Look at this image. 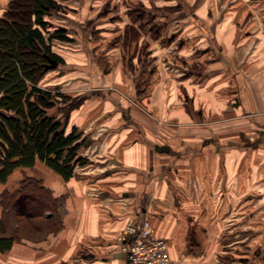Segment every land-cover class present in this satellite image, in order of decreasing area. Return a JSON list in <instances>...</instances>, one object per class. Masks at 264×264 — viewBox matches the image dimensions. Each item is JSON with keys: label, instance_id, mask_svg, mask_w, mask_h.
<instances>
[{"label": "crops", "instance_id": "obj_1", "mask_svg": "<svg viewBox=\"0 0 264 264\" xmlns=\"http://www.w3.org/2000/svg\"><path fill=\"white\" fill-rule=\"evenodd\" d=\"M251 1L261 4L264 0ZM189 3L190 13L175 12L185 19L182 30L170 32L167 40L137 29L144 38L138 34L133 39L137 48L132 47L128 59L121 54L114 60L94 54L92 31L82 26L78 34L69 29L72 41L57 42L61 49L51 47L61 62L42 78H53L47 86L59 85L67 96L78 97L68 109L62 104L58 117L65 131L76 127L81 133L84 142L79 154L86 160L74 167L67 180L40 162L13 171H25L18 183L32 178L57 199L56 208L45 219L46 225L53 222L56 229L46 233V246L42 240L36 242V253H32L36 264H52L38 261L43 252L55 259L62 256L68 264H126L118 236L128 220L139 223L144 218L149 219L153 234L166 240L176 264H215L211 260L230 257L231 244H245L244 212L256 199L259 185L252 180L261 177L256 170H248V163L264 159L259 154L264 149V134H260L264 130L263 52L259 58V51L236 46L238 33L233 34L231 25L214 32L215 13L197 10L199 0ZM248 12L251 15L245 12L244 23L240 22L244 30L252 24L248 21L252 10ZM117 20L111 18L110 23ZM114 31L110 44L119 49L125 33L122 26ZM217 35L224 42L215 49ZM197 38L206 43L202 53L216 50L217 62L222 63L215 66L217 62L209 59L207 78H196L198 69L194 78L154 76L156 69L148 71L149 58L143 63L147 66L143 78H136L135 68L128 69L129 64L142 63L133 54L141 43L149 55L154 52L155 63L161 50L174 44L182 50ZM198 45L193 48L196 53ZM70 50L79 51L78 61L71 60ZM74 70L78 74L72 76ZM9 235L0 233V237ZM220 243L224 250H218Z\"/></svg>", "mask_w": 264, "mask_h": 264}, {"label": "rangeland", "instance_id": "obj_2", "mask_svg": "<svg viewBox=\"0 0 264 264\" xmlns=\"http://www.w3.org/2000/svg\"><path fill=\"white\" fill-rule=\"evenodd\" d=\"M58 1L62 4L61 9L57 12L54 11L50 16L47 17V19L51 22V25L54 27L64 26L66 28L65 30L67 31V34H69V29H72L74 33L78 34V32H80V26L88 28V30L92 31V35L90 37V46L93 50V53L100 55V58L101 56L104 58L106 54L107 57L111 60H114L115 55L116 58H119V54H121V56L126 59L132 56L131 49L134 46H136L137 48V45L130 35H132L133 32L134 34H136V32H138L137 29H140V32H143L142 28L149 27L146 20H148L152 15H154L155 18L152 20L150 19L152 23L150 25L153 27H159V31L157 34L163 35L160 37L167 40L170 34H172L170 32L178 30V32H180V30H182L180 27L184 26L182 22L183 20L185 21V19H180V13L178 17L175 16V12L182 11L183 13H185L188 11V13H190V11H192V5L191 3H189V0H185L186 2L179 4L174 0H161L159 2H156V0ZM8 2L9 0H0V17L3 16ZM198 4L199 5L196 9L201 13L207 11H212L215 13V17L211 19V21L215 23L214 25L216 30L214 32L223 30V28L225 27L224 25L226 24L229 26L231 25L235 30L233 34H236V32L238 33L237 37L238 42L240 43H237L236 46L239 45V47L241 48H247L248 52H251L253 50L259 51V58H261L262 51V59L264 60V1L260 4L258 2H252L251 0H199ZM251 10L253 18L249 17L248 21H252V24L244 30L241 27V25L244 23L242 15L245 12H247V15H251L250 12H248ZM160 11L165 12L166 14H160ZM254 12L257 13V15H255L257 16V18L259 17V22H263H257V28H255L254 26ZM111 18H113V20L115 21H118L117 19H119V22L114 21L115 23H110ZM240 22L242 23L241 25ZM119 26H122L125 35L126 32H130L128 37H125V39H127L128 41H124L119 49H117V47L111 46L110 43L115 38V33H113L115 32L114 30ZM249 30H252V33L249 34ZM139 35L140 37H142V33H140ZM216 37V39H218V45L215 46V49H217L218 46L221 47L222 43L224 42L222 35H217ZM226 38L228 37H225V39ZM57 42V40L52 42V48L54 51H56L58 48L61 49L60 46L57 45ZM196 42H198L199 44V51L197 53L193 50ZM76 43L78 44V42ZM205 44V42L201 43L200 39L197 38L195 39L194 43L187 44V46H184L182 50L177 49L176 44L170 45L167 47V49L161 50V57H159V60L154 63V59H152V56H154V52L149 55V53H147L144 49L145 47L143 46V43H141L139 49L134 50L133 54L134 56H137L138 60L140 62L142 61V63L138 62L136 66H131L129 64L128 69L130 71H134L135 68V72H132L136 76V78H143V70L144 68H147V66L143 65V63H146L149 58L150 65L148 67V71L156 69L154 76L159 77L160 73H165L170 76L183 75L184 78V76L187 75L188 78H194L193 74L196 73L198 69L199 77L196 78H204L206 77L207 72H209V68H211L209 67L211 64L210 60H212L213 62H217L215 53L217 52L216 50H212L209 55L202 53ZM71 46L75 50L76 48H79L76 44H71ZM59 51L60 50H58V52ZM70 51L71 60L73 62L78 61L79 51ZM156 52V54L159 53V51ZM58 54L61 53L59 52ZM255 54L252 55V58L255 57ZM256 56H258V54ZM182 60H187V63L182 62ZM217 63L215 66H222L221 62ZM105 64L106 62L104 61L102 66H104ZM153 64L157 66H153ZM195 66L198 67L195 68ZM71 74L72 76H74L77 75L78 72L74 70V72H71ZM146 74L147 73H145V75ZM220 77L222 78V76L215 78ZM42 79L39 82L40 86L55 87L59 90H63L59 85H46L48 82H51L53 78ZM72 86L78 85L74 83ZM69 93L74 94L76 92L72 91ZM67 97V100H64L66 109H68L69 106L72 107L73 105H75L78 98L76 95ZM60 108L62 110V104H59L58 106H56V108H54L56 114L60 113ZM236 133H238V131ZM235 138L238 139L237 136ZM262 150L264 151L263 148L259 150V154L264 156V152H262ZM261 160L262 159L252 164L248 163V170H256L258 173H260L261 177L255 181L252 180L253 184L256 182L258 183L259 187L256 189V199L252 198L250 205L244 212L246 213L247 218L245 227L246 233L243 235V237H245V244L241 243L240 246L231 244L232 250L229 253L230 257H227L226 255L227 258H217L211 260L212 262H215V264H264V159L262 161ZM24 174L25 171H23L22 169H18L17 171L13 172L6 183H0V192H2V194L0 195V199L2 201L0 205V218L5 221L4 227L6 228V234H11L15 238L14 246L1 254L2 256L0 257V264H36L35 258H32V253H36V251H34L36 250L35 248L37 246L36 242L42 240L44 242L43 245L45 244L46 246V233L50 231L54 232L56 229L55 223L50 222L47 225L45 223V219L48 218V214L52 212L53 208H43L41 204L37 205L36 201L32 200V203L31 205H29V209L27 210L28 214H26L17 213L20 208L19 204L17 205L16 209L12 210L10 208L8 209L7 205L3 203V199L6 200L5 203L7 201L8 203L10 202L8 193L4 194L3 192L6 191V188L8 189V192L12 191L13 188H15V186L17 185L16 183H18V179L24 176ZM26 199L27 198L20 199V204H22V207H24V205L28 203V199ZM5 210L7 211L5 212ZM57 212L59 214L61 211ZM232 214H234V212H232ZM255 224L256 226H254ZM52 240L51 242H53ZM15 245L17 249L15 248ZM19 245H22V247ZM221 245L222 244L220 243L219 246H217L218 250H224ZM52 256V254L51 256H48L47 252H43L42 254H40V258L38 261L43 260L46 262L49 260L52 264H68V260L63 259L62 256H59V258L57 259L52 258ZM203 261L209 262L210 259L201 260V262Z\"/></svg>", "mask_w": 264, "mask_h": 264}, {"label": "trees", "instance_id": "obj_3", "mask_svg": "<svg viewBox=\"0 0 264 264\" xmlns=\"http://www.w3.org/2000/svg\"><path fill=\"white\" fill-rule=\"evenodd\" d=\"M61 5L58 0H11L0 18V183H5L16 168L32 167L37 162L67 180L76 165L85 163L86 159L79 154L84 142L81 133L76 127L65 131L63 121L53 112L67 100V95L58 88L39 85L48 71L46 57L61 62L51 50L52 42L72 41L65 28L54 27L47 19ZM154 18L152 15L146 20L149 27L142 30L155 36L159 27L150 25ZM138 34L133 32L130 36L136 39ZM3 193L10 198L9 203L3 199L8 209L20 205L17 213L28 214L32 199L43 208H55L57 203L32 178H25L18 187ZM25 198L28 203L22 207L20 199ZM1 202L0 199V205ZM4 226L5 221L0 218V233L6 232ZM14 241L13 235L1 236L0 252L9 250Z\"/></svg>", "mask_w": 264, "mask_h": 264}, {"label": "built area", "instance_id": "obj_4", "mask_svg": "<svg viewBox=\"0 0 264 264\" xmlns=\"http://www.w3.org/2000/svg\"><path fill=\"white\" fill-rule=\"evenodd\" d=\"M118 241L119 251L127 258L126 264H176L169 255L166 240L153 234L147 218L139 223L128 220Z\"/></svg>", "mask_w": 264, "mask_h": 264}, {"label": "water", "instance_id": "obj_5", "mask_svg": "<svg viewBox=\"0 0 264 264\" xmlns=\"http://www.w3.org/2000/svg\"><path fill=\"white\" fill-rule=\"evenodd\" d=\"M48 59V63L45 64V69H54L57 66V61L55 59H52L50 56L46 57ZM260 134H264V130L260 132Z\"/></svg>", "mask_w": 264, "mask_h": 264}, {"label": "flooded vegetation", "instance_id": "obj_6", "mask_svg": "<svg viewBox=\"0 0 264 264\" xmlns=\"http://www.w3.org/2000/svg\"><path fill=\"white\" fill-rule=\"evenodd\" d=\"M11 1V0H10ZM7 9H8V5H7ZM7 9L4 11V13L7 11ZM4 15V14H3ZM48 62H46L45 64H47Z\"/></svg>", "mask_w": 264, "mask_h": 264}]
</instances>
